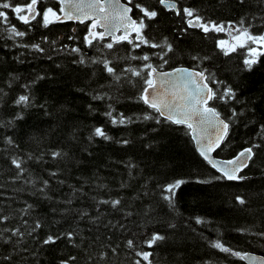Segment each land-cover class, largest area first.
<instances>
[{"label": "trees", "instance_id": "1", "mask_svg": "<svg viewBox=\"0 0 264 264\" xmlns=\"http://www.w3.org/2000/svg\"><path fill=\"white\" fill-rule=\"evenodd\" d=\"M137 2L159 13L155 21L145 20L148 37L161 43L167 38L173 45L163 68L153 55L159 48L133 49L124 43L109 53L99 45H86L84 24L55 22L43 27L33 21L24 25L6 10L11 24L26 36L10 40L2 30L6 26L0 27V215L9 217L0 224V232L19 227L25 235L5 243L10 233L3 232L0 264H61L73 256L76 259L70 264H135L140 259L136 251L153 253L152 264H245L213 248L217 240L233 251L264 255V57L247 71L244 49L225 56L217 47L227 32L205 35L187 28L183 15L165 11L157 0ZM176 2L180 9H195L206 20L238 25L244 19L252 25L250 31L264 33V0H246L243 5L239 0ZM39 7L59 9V4L43 0ZM133 15L138 19L141 13L134 9ZM32 44H40L44 52L23 46ZM73 48L80 52H72ZM145 53L150 61L130 59ZM105 56L118 72L149 62L157 69L182 65L213 73L223 81L221 92L231 85L237 99L217 101L214 106L223 118L231 117L233 109L238 115L232 117L229 135L215 155L229 158L243 147L259 144L242 172L247 179L217 180L221 174L197 153L185 125L136 119L151 112L137 100L142 81L132 77L129 82L125 73L117 82L102 64L91 63ZM81 57L84 64L79 63ZM23 94L30 96L32 106L15 104ZM97 95L104 99H94ZM113 109L114 117L123 113L135 122L113 125L104 115ZM18 114L23 119H16ZM96 127L112 139L89 140ZM122 140L129 143H117ZM57 151L65 155L53 158ZM14 157L22 160L25 169L18 179L11 163ZM178 179L186 183L177 191L173 208L163 198V188ZM44 180L49 182L47 188ZM237 196L246 204L240 205ZM115 199L121 200L117 208L100 203ZM28 205L32 208L25 213ZM197 217L203 222L197 223ZM36 221L41 227L28 235ZM69 231L74 233L72 241L61 238L43 244L47 236ZM153 233L165 240L149 248L146 241ZM129 239L135 243L132 249L127 247ZM5 256L11 259L4 260Z\"/></svg>", "mask_w": 264, "mask_h": 264}, {"label": "snow or ice", "instance_id": "2", "mask_svg": "<svg viewBox=\"0 0 264 264\" xmlns=\"http://www.w3.org/2000/svg\"><path fill=\"white\" fill-rule=\"evenodd\" d=\"M58 2L60 5L59 9L53 7L41 9L39 5L43 3V0H20V2L0 0V27L6 26L2 27V30L10 40L14 41L16 38L26 36L25 31H21L11 24L8 11L6 10H10L24 25H31L33 21H36L41 23L43 27H48L55 22L74 20L87 27L84 42L89 47H97L99 45L103 49H107L109 53L115 50V46L124 43L131 45L133 49H140L142 46H148L152 49L159 48L161 51L153 53V55L162 62L160 68L169 63L168 54L174 52L173 45L168 42L167 38H164L162 43L153 42L144 31L148 27L145 20L155 21L159 15L157 10L150 9L144 3L137 2V0H125L123 3L122 0H58ZM157 2L165 11H172L178 16L183 15L187 28L199 29L205 35L213 32H227L230 40H218L217 47L225 56L236 52L238 49H244L245 58L243 65L245 70H253L254 66L264 57V33L255 34L250 31L252 25L244 19H241L238 25L234 22H228L227 24L218 23L206 20L195 9L186 7L180 9L176 0H157ZM245 2L246 0H239L241 5ZM134 9L141 13L138 19L134 18ZM38 17L39 20L37 19ZM187 28L184 31H187ZM98 29L100 30L98 31ZM69 38L72 39V37ZM106 40L108 42L104 43ZM23 46L44 52L40 44ZM72 52L78 53L80 49L73 48ZM130 59L147 62L150 61V56L147 53L142 56L131 55ZM192 59L199 60V57L194 56ZM204 59H208V57H204ZM79 63H85L83 57L80 58ZM91 63L102 64L103 71L117 82L121 81L125 73L129 74V82H131L132 77L139 78L142 81L143 87L140 89L137 100L151 109V112L145 113L143 117H137L136 119L142 118L145 121L154 119L158 125L162 123L185 125L193 133H197V130H199L197 143L200 145V155L221 173V176L216 177L217 180L222 177L228 181H243L247 179L246 176L240 175V173L245 168H248L249 161L253 160L256 154L254 149L259 148V144H253L250 147L244 148L232 160L217 163L210 157V153L220 148L228 137L232 117L238 115L236 110L233 109L231 117L222 119L221 113L214 106L217 101L228 103L237 99L236 91L231 85H226L221 92L219 86L223 84V81L217 80L215 75L208 72L207 69L197 71L195 69L176 68L171 72H165L158 71L157 67H154L149 62L144 63L140 68L129 66L122 72H118L113 61L107 56L103 59L95 58ZM39 79H43V77H39ZM28 87L29 85H25V88ZM94 99H104V96L97 95ZM15 104L21 107L32 106L31 98L27 94L20 95L15 100ZM40 107L42 109L45 108L44 105H40ZM109 107L111 108V106ZM113 111L114 109L104 113L105 116L110 118V122L113 125H125L126 123L135 122L133 117H125L123 113L119 114V118L114 117ZM16 119H23V116L18 114ZM153 131H156V129H153ZM93 137H100L106 141L112 139L102 127H96L89 140ZM7 142L10 145L14 143L10 137L7 139ZM117 143L127 145L129 141L122 140L117 141ZM63 155L65 154L59 151L52 153L53 158L62 157ZM11 163L18 170L16 177L18 179L25 171L23 162L19 158L14 157ZM51 175L54 177L56 173L52 172ZM208 182L201 181V183ZM185 183L186 181L178 179L164 186L163 192L166 194L163 198L168 201L170 207H175L177 191ZM48 184L47 180L43 181L44 188H47ZM44 188L39 189V191L43 192ZM235 199L242 206L246 204V200L240 196H237ZM100 203H110L113 208H117L121 204V200H103ZM31 208L32 205H28L24 210L25 213ZM83 215H87V213ZM8 220V216L0 215V224ZM196 222L201 223L203 221L200 217H197ZM24 223L27 224V221L25 220ZM40 227V222L36 221L31 231L28 232V235H32ZM3 232L10 233L4 240L5 243L11 242L13 237L23 238L25 235L19 227L5 228ZM3 232H0V238H3ZM261 235H264V233H261ZM73 236L74 233L72 231L49 235L43 240V244L52 245L61 238H67L69 241H72ZM163 240H165L163 235L153 233L151 238L146 241V244L151 248L157 242ZM211 246L241 260L249 259L248 254L233 251L231 248L224 246L219 240L212 242ZM127 247L130 249L134 248V241L129 239ZM112 251L115 253L116 249ZM135 255L140 257V259L135 261V264H142V261L152 264L150 257L153 253L136 251ZM3 259L10 260L11 257L5 256ZM75 259L76 257L74 256L69 257L67 260H62L61 264H70V261H75ZM250 259L255 260V258Z\"/></svg>", "mask_w": 264, "mask_h": 264}, {"label": "water", "instance_id": "3", "mask_svg": "<svg viewBox=\"0 0 264 264\" xmlns=\"http://www.w3.org/2000/svg\"><path fill=\"white\" fill-rule=\"evenodd\" d=\"M125 2L122 0V3ZM64 22H77V21H74V20H68V21H64ZM119 34V33H118ZM176 68H186V69H195L197 71H200L196 68H192V67H187V66H176V67H173V68H170V69H158V71H165V72H171L173 71L174 69ZM222 119H224L222 116H221ZM189 135L193 141V144H194V147H195V150L197 151V153L200 155V145L197 143V140L199 138V130H197V133H193V131L191 129H189ZM244 148H247V147H243L242 149H240L235 155L229 157V158H220V157H217L215 156V151L218 149H216L215 151L211 152L210 153V157L213 161L217 162V163H220V162H223V161H228V160H232L235 158V156L240 152L242 151ZM201 156V155H200ZM202 157V156H201ZM203 158V157H202ZM204 159V158H203ZM205 160V159H204ZM207 163L208 161L205 160ZM250 163V161H249ZM210 166L212 167V165L210 164ZM213 168V167H212ZM214 170H216L215 168H213ZM246 169V168H245ZM244 169V170H245ZM243 170V171H244ZM217 171V170H216ZM220 173V172H219ZM242 173V172H241ZM240 173V175H241ZM241 254H248V257L249 259H244L242 260L245 264H264V260H262V258H264V255L262 254H257V253H253V252H243ZM250 258H255V260L253 261L252 259Z\"/></svg>", "mask_w": 264, "mask_h": 264}, {"label": "rangeland", "instance_id": "4", "mask_svg": "<svg viewBox=\"0 0 264 264\" xmlns=\"http://www.w3.org/2000/svg\"><path fill=\"white\" fill-rule=\"evenodd\" d=\"M224 40H230V37L228 36L226 39H224Z\"/></svg>", "mask_w": 264, "mask_h": 264}]
</instances>
